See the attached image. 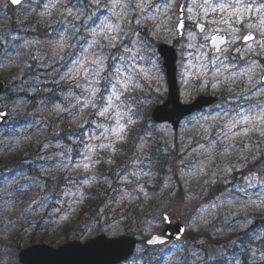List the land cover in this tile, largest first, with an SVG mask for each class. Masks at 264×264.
Listing matches in <instances>:
<instances>
[{
    "label": "snow or ice",
    "instance_id": "1",
    "mask_svg": "<svg viewBox=\"0 0 264 264\" xmlns=\"http://www.w3.org/2000/svg\"><path fill=\"white\" fill-rule=\"evenodd\" d=\"M10 3L25 10L24 19L16 21L23 26L20 31L38 34L33 39L16 29L0 34V70L16 69L10 77L13 112L19 115L31 105L41 116L53 118L51 124L36 118L25 123L24 129L35 128L32 135L47 130L59 137L56 129L64 121L74 124L76 131L69 136L70 144L53 143L47 137L37 140L36 175H25L23 167L12 175H0V231L28 223L29 217L44 210L51 217L47 223L59 225L89 200L103 196L81 231L87 234L99 228L115 236L140 219L130 211H142L156 196L163 198L160 204L168 200L177 206L199 200L201 192L191 188L195 178L203 181L202 189L213 188L219 195L200 203L186 225L177 229L175 241L181 243H170L167 230L148 235L136 249L137 259L143 264L153 259L170 264L174 258L175 264H207L224 252L205 255L206 248L189 249L182 237L203 245L201 237L211 229L212 239L217 233H242L228 241L239 248L229 264H242L241 256L246 258L243 264H264V0ZM160 40L178 50L185 102L195 91L219 96L214 108L200 109L185 122L184 128L194 131L187 139L180 138L179 150L174 142L164 141L166 163L152 149L156 132L166 135L168 130L146 122L152 100L142 84H155L158 93L164 89L156 47ZM33 67L45 71L32 77ZM9 114L0 111V118ZM173 152L176 159L169 161ZM164 168L158 192L150 191L155 187L151 181ZM236 174L240 182L233 183ZM33 188L44 194L21 207L23 201L17 197L28 196ZM160 204L142 218L143 234L160 223H171L175 208ZM96 243L118 251L124 241ZM158 245L164 247L157 249ZM181 251L187 255L178 256Z\"/></svg>",
    "mask_w": 264,
    "mask_h": 264
},
{
    "label": "rangeland",
    "instance_id": "2",
    "mask_svg": "<svg viewBox=\"0 0 264 264\" xmlns=\"http://www.w3.org/2000/svg\"><path fill=\"white\" fill-rule=\"evenodd\" d=\"M9 0H0V20L2 22V24L0 25V34H3L5 32H8L10 30L16 29L19 33V35H21V31H20V27L16 26V23H13V20L20 18L21 13H24L25 10L24 8L20 7V9L15 12L14 8H12L11 6L9 7ZM5 16H7L9 19H5ZM13 34H16L15 32ZM159 43H165L168 45H173L172 43H168L164 40H160ZM2 46H0V50H1ZM159 55V54H158ZM161 60V58H160ZM161 64L163 66L162 60H161ZM10 70V68H9ZM12 71H10L9 73H11ZM163 72H164V68H163ZM0 79H2L3 77H8L9 74H7V71H5V69L0 70ZM178 77H179V69H178ZM179 83L181 85V93L184 91V87L181 84V80L179 78ZM142 84L144 85V94L150 95L151 97V104L148 106H153L155 107L156 105L162 104L167 96V82H166V77H165V73H164V89L162 90V92H156L155 89V84H148L146 82L142 81ZM207 94V91H195L193 92L191 99L188 100L187 102H185L184 97L181 95V100L183 103H190L191 101H193L197 96L199 95H204ZM5 96L2 97L3 101L4 100H8L7 102H1L0 107L2 109H8L10 110V112L12 113V120H15L16 117H18L23 111L20 112L19 115H16L13 112V108H12V103H9V99H4ZM1 99V100H2ZM191 118V117H190ZM189 118V119H190ZM188 120V119H187ZM185 120L181 126H180V131L178 132L180 134L179 137V144L180 146L177 148V150L180 149L181 147V137H184L185 139H187L190 135H192V132L194 131L193 129H185L184 128V124L187 121ZM73 126H75L74 124H71ZM161 127H165L167 128V134L165 135L164 133L161 132H156V135H161V136H165L167 139H169V141L174 142V134L175 132L173 131V129L171 128V126L169 125H160L158 126V128ZM76 128V126H75ZM35 132V128H28V129H23L21 130V135L20 138L24 139L25 136H31V139L35 137L40 138L43 135L44 130L40 133L39 136L36 135H32V133ZM4 133V128L0 131V169H2L6 164L10 163L12 160H16L17 158H19L20 156H22L25 152V147H24V143L23 142H18V140L16 142L13 143H8L9 141H2V135ZM159 139V137H157ZM25 140V139H24ZM6 142V143H5ZM162 145H164V142H162ZM165 146V145H164ZM163 146V148H164ZM174 159H176V155L173 157ZM234 159V158H233ZM7 161V162H6ZM186 163H188V161H186ZM243 171H247V169H244ZM237 175V181H233V183H237L238 181L240 182V176L239 174ZM173 180L174 177H173ZM155 180L151 181L154 182ZM203 181L201 180L199 183L196 181V179L194 178L192 180L191 183V188L195 191H200L201 192V198L199 200L193 201L191 204L185 206L183 203H181L177 208V211H175V215L173 217V221H179L183 224L186 225L189 217L192 215V213L195 211L196 207L202 203L203 197H204V193L205 191H207L209 188H201ZM162 184V183H161ZM154 185V184H152ZM218 187V186H216ZM159 187L157 188L158 192ZM167 193V192H166ZM165 193V194H166ZM44 193H41L39 191V189H35L33 188L30 192L28 196H24V197H17V199L22 200L23 202L21 203V207H26L27 206V202L29 201L30 198H38L39 195H43ZM154 198H160L159 196H156ZM149 205V204H148ZM147 205V206H148ZM52 205H49V208H51ZM82 210L79 209L75 214H73L68 220H65L63 222H61L59 225H54V224H49L47 223V220L51 219V217L46 215V210L42 211L40 213V215H36L33 214L32 217H29V222L28 223H18L15 227H10L9 229L5 230V231H0V264H21L20 260H19V253L21 250L26 249L28 247H32L34 245H38V244H46L49 245L53 248H58L62 245H64L67 242L70 241H82L85 242L88 239H92L94 238L96 235L100 234V232L96 229L94 231H89L87 232V234H84L82 232H78L75 233L73 236H71L69 238V240L66 239L65 234H64V229L68 228L71 229L73 227L76 228H80L83 229L84 227V223L82 222H75L76 216L78 215V213H80V211ZM148 213V207H145V210L143 211L142 216L140 217V219L134 224L132 231L135 234V236H137V238L139 240H141V245L139 247H141L144 243V240L147 239L148 235H153L156 232L160 231L162 229L163 223H160L159 225H156L153 227L152 232L145 235L142 233V229L145 228V223L143 221V217L144 215ZM41 217H43V224H41ZM32 223H35L36 226L32 227ZM27 229V231H25ZM209 233L212 234V230L208 229L205 233ZM104 234L108 235L109 237H117V236H121L124 235L126 233H124V230H122L121 232H119L117 235L112 236L109 235V233L107 232H103ZM181 243V242H179ZM185 247L190 248L191 245L188 244V242L186 240L183 241ZM205 245V244H204ZM191 249V248H190ZM137 254V252H136ZM138 255V254H137ZM178 256H184L185 252L181 251L179 253H177ZM135 262V261H134ZM133 261L131 263H127V264H135ZM203 261H197V263H201ZM142 261H139L136 264H142ZM170 264H175V258L173 259L172 262H170Z\"/></svg>",
    "mask_w": 264,
    "mask_h": 264
},
{
    "label": "trees",
    "instance_id": "3",
    "mask_svg": "<svg viewBox=\"0 0 264 264\" xmlns=\"http://www.w3.org/2000/svg\"><path fill=\"white\" fill-rule=\"evenodd\" d=\"M10 7V5H9ZM19 9H14L15 12H17ZM20 18H17L15 20H13V23H16V21L18 19H24L25 17V12L21 13ZM2 24L1 20H0V25ZM16 26L20 27V29L23 27L21 25H17ZM41 32H43V29L41 28ZM21 34L29 39H33V38H37V33H32L30 31H21ZM3 54V51L1 50L0 55ZM10 71H12L11 73H9L8 77L5 78L6 83L8 85L9 88V92L10 89L12 88V80L10 79L11 75L13 72L16 71V69L14 68H10ZM9 71V72H10ZM45 71L44 69H40V68H36L33 67L31 69V72L29 73L30 76L35 77L38 75V73H41ZM45 79H48V77H43ZM17 83H19L17 81ZM47 87L53 88L55 89V85H47ZM20 95H23V93H20ZM10 96L12 97V99H15V93H11L10 92ZM9 103H12L11 100L9 99ZM153 106L152 107H148L147 106V112L145 113V119L146 122L152 124L155 128H157L158 126L153 124L151 119H150V114L152 112ZM29 113H32V115H29ZM36 118L38 120H43V121H47L48 123H52L53 118L49 117L47 114H44L43 116H41L40 113L36 112L35 109L32 108L31 105H29V108L27 111H23L20 115H19V119L15 122H11L5 125V131L2 135V141H9L8 143H13L16 142L18 140V142H23L24 143V154L22 156H20L19 158H17L16 160H12L10 163L11 165H9L8 167V173H6L5 175H12L13 171H15L17 168L23 167L26 171H25V175H36V173L39 171L38 168H34L33 167V163H34V159L36 156V152H37V147H36V142L37 140H43L45 137H47L48 140L52 141L53 143H55L57 140H59L61 143H65V144H70L71 140L69 139V136L71 134H73L76 131L75 126L68 124L67 121H64L59 128L56 129V131L60 132V136L59 137H55L52 135V133L48 132L47 130H44L42 137L37 138L34 136L33 139L31 140H24L22 138H20L21 135V130L24 128L23 125L25 123H27L28 121H30L31 119ZM15 130V131H14ZM30 136V135H29ZM156 137H161V135H156ZM163 139H155L154 140V145H153V149L152 152L154 155H158L161 157V163H166L163 160V146L162 142H164L165 140H169L167 139L165 136H163ZM179 137L180 134L175 133L174 134V143L176 144V148H178L180 146L179 144ZM161 150V151H158ZM175 156V152L171 153L168 157L169 161H174L175 159L173 158ZM38 163H43V161H40ZM167 171L166 168L161 169L156 178L154 179L155 181L152 182V184L155 185L154 188L150 187V191H157V188L159 187V185L161 183H163L164 181V173ZM174 179L176 180L177 177H174ZM23 181V180H21ZM222 187V186H220ZM217 187V188H220ZM213 195H219V191L214 190L213 188H209L207 191H205L204 193V200H207L209 198H211ZM167 196V194H165V197ZM207 196V197H206ZM103 199V196L99 197V198H94L88 201L87 205L85 207L82 208V210L80 211V213H78V215L76 216V219L74 221L75 222H82L84 224L86 223H90L92 220V216L94 215L95 211H96V205H99L101 203V200ZM163 198H154L152 200L151 203H149L148 206V212L151 211L153 209L154 205L160 204V201ZM172 201L175 200V197L171 198ZM160 207H168V208H175V211H177V205L175 203H169L168 200H164L163 204H160ZM145 210V207L143 208L142 211L140 210H135V211H130L129 214L132 216H136V217H141L143 214V211ZM112 215H114V213H109V216L111 217ZM257 219L259 220V217H257ZM138 220H135L133 222L129 223V227L127 228V230H124V233L126 234H131L132 233V228L134 226V224L137 222ZM98 231L99 228H97ZM78 232H82L80 228H76L73 227L71 229H64V234L67 240H69V238L71 236H73L75 233ZM193 236H196V233L192 234ZM242 236V233L239 232H225L223 235L217 233L216 234V239H212V236L208 233H204L203 236L201 237L202 239H204L205 241V245L207 247H205L207 249V252L205 253V255L208 254H212L214 252H217L218 250H220L221 252H224L223 256H218L215 260L212 261H208L207 264H229V261L231 259V257L234 254H239V248L236 246H230L228 245V241L230 238H235V237H239ZM188 241L193 244L192 246H194V248L200 249L202 247H200L198 245V243H196L193 240L188 239ZM215 249V250H213ZM157 255H160V253H156ZM187 254V253H186ZM246 258L241 256V261L243 264V261ZM150 264H160L159 260L153 259Z\"/></svg>",
    "mask_w": 264,
    "mask_h": 264
},
{
    "label": "water",
    "instance_id": "4",
    "mask_svg": "<svg viewBox=\"0 0 264 264\" xmlns=\"http://www.w3.org/2000/svg\"><path fill=\"white\" fill-rule=\"evenodd\" d=\"M158 51L163 59L169 93L165 103L153 110L151 118L155 123H170L173 125L174 130L178 131L180 123L185 117L216 104L218 99L200 96L191 104L181 103L180 86L177 79V52L174 47L168 45H160ZM3 91L4 85L0 83V95ZM6 119L7 117L0 118V125ZM184 226L181 223L171 221V223H164V228L158 233L167 230V236L170 238L169 242H176L177 229ZM102 239H120L124 241V244L120 250L114 251L96 243ZM114 239L100 235L85 243L70 242L59 248L44 244L35 245L22 251L20 260L22 264H121L133 255L138 242L130 236H121Z\"/></svg>",
    "mask_w": 264,
    "mask_h": 264
}]
</instances>
